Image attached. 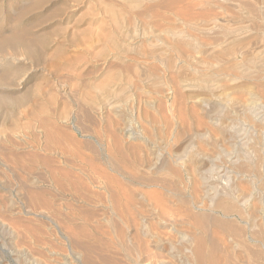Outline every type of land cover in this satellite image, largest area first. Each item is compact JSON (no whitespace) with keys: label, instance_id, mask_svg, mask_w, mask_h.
Listing matches in <instances>:
<instances>
[{"label":"rangeland","instance_id":"374dc122","mask_svg":"<svg viewBox=\"0 0 264 264\" xmlns=\"http://www.w3.org/2000/svg\"><path fill=\"white\" fill-rule=\"evenodd\" d=\"M263 65L264 0H0V264L114 261L109 221L158 198L178 220L237 205L244 225L214 214L264 234Z\"/></svg>","mask_w":264,"mask_h":264},{"label":"bare ground","instance_id":"6f19581e","mask_svg":"<svg viewBox=\"0 0 264 264\" xmlns=\"http://www.w3.org/2000/svg\"><path fill=\"white\" fill-rule=\"evenodd\" d=\"M204 1H206V0H204ZM214 1V0H213ZM226 1V0H225ZM208 3V2H207ZM208 4H211L210 2L208 3ZM229 30V29H228ZM176 36V35H175ZM222 36V35H221ZM220 37V36H219ZM210 39H212V38H210ZM219 40V39H218ZM186 42V41H185ZM195 44V43H194ZM208 45V44H207ZM202 46V45H201ZM206 47V46H205ZM208 48V47H207ZM231 48V47H230ZM234 54V53H233ZM249 57V56H248ZM250 58V57H249ZM254 58V57H253ZM254 59H256V58H254ZM188 61V60H187ZM235 61V60H234ZM260 61H263L262 59L260 60ZM236 62V61H235ZM234 62V63H235ZM240 62V61H239ZM242 62H244V61H242ZM233 63V64H234ZM237 63V62H236ZM235 63V64H236ZM247 63V62H246ZM250 63V62H249ZM263 63V62H262ZM241 64V63H240ZM232 65V64H231ZM249 65V64H248ZM259 66H260V64H259ZM258 67V66H257ZM263 67H264V65H263ZM241 68V67H240ZM261 68H262V66H261ZM260 70V69H259ZM232 71V70H231ZM249 71V70H248ZM263 71V70H262ZM249 73H250V71H249ZM252 74H254V73H252ZM251 75V74H250ZM245 76H248V74L247 73H244V77ZM250 77V76H249ZM248 77V78H249ZM247 78V77H246ZM245 78V79H246ZM257 78V77H256ZM252 79V78H251ZM250 80V79H249ZM205 82V81H204ZM248 83V82H247ZM248 89V88H247ZM253 89V88H252ZM252 95H254V94H252ZM250 96H251V94H250ZM258 96H259V94H258ZM258 96H257V98H258ZM254 97H255V95H254ZM251 99V98H250ZM254 99H256V97L254 98ZM256 101H259L258 99L256 100ZM194 103V102H193ZM253 103V102H252ZM251 103V104H252ZM231 105V104H230ZM254 105V104H253ZM264 105V104H263ZM249 107H250V102H249V105H248ZM253 107V106H252ZM255 107V106H254ZM262 108V107H261ZM264 108V107H263ZM262 108V109H263ZM257 109V108H256ZM255 109V110H256ZM235 110V109H234ZM253 110V109H252ZM254 110V111H255ZM248 111V110H247ZM261 111V110H260ZM260 112H257V114H259ZM256 113H255V115H257ZM249 115V114H248ZM252 115V114H251ZM251 115H249V116H251ZM245 116H246V113H245ZM248 116V117H249ZM260 116V115H259ZM242 117V116H241ZM247 117V116H246ZM245 117V118H246ZM257 117V116H256ZM263 117V116H262ZM251 118H253L252 116H251ZM259 118V117H258ZM247 120H248V118H246ZM264 119V118H263ZM242 120V119H241ZM245 120V119H244ZM250 120H252V119H250ZM256 120V119H255ZM249 121V120H248ZM255 122H258V120H256ZM211 123V122H210ZM244 124V123H243ZM252 124V123H251ZM257 124V123H256ZM214 125V124H213ZM254 125V124H253ZM252 125V126H253ZM260 125H262V122H261V124ZM259 125V126H260ZM169 126V125H168ZM251 126V125H250ZM256 126H258V124L256 125ZM258 126V127H259ZM223 127V126H222ZM257 127V128H258ZM261 127V126H260ZM224 129V128H223ZM233 129V128H232ZM263 129H264V123H263ZM263 129H260V130H263ZM134 130V129H133ZM257 131V130H256ZM237 132V131H236ZM264 132V131H263ZM228 134V133H227ZM231 135V134H230ZM243 135V134H242ZM241 135V136H242ZM205 136V135H204ZM237 136V135H236ZM236 136H235V138H236ZM239 136V135H238ZM232 137V136H231ZM241 139V138H240ZM205 140V139H204ZM216 141V140H215ZM222 141V140H221ZM239 141V140H238ZM206 142V141H205ZM241 142V141H240ZM255 142V141H254ZM258 144V143H257ZM241 148V147H240ZM229 151V150H228ZM259 154H261V153H259ZM198 156V155H197ZM172 157V156H171ZM175 157V156H174ZM208 158V157H207ZM168 159H170V158H168ZM172 159H174V158H172ZM169 162H170V160H168ZM173 161V160H172ZM174 161H176V160H174ZM166 162H167V159H166ZM169 162H167V163H169ZM171 163V162H170ZM169 163V164H170ZM174 163V162H173ZM168 164V165H169ZM165 165V164H164ZM167 165V164H166ZM171 166V165H170ZM172 168H174L173 166H171ZM170 168V167H169ZM192 169V168H191ZM241 169V168H240ZM158 170H160V169H158ZM212 170V169H211ZM211 170H210V172H211ZM239 170V169H238ZM245 170V169H244ZM260 170V169H259ZM152 171V170H151ZM171 171H174V170H171ZM191 171H193V173H194V170L192 169ZM191 171H187V173L188 172H191ZM206 172H207V174H209L208 173V171H209V169H208V171L207 170H205ZM240 171V170H239ZM176 172V171H175ZM196 172H200V170L199 171H196ZM195 172V173H196ZM202 172V171H201ZM204 172V171H203ZM206 172L204 173V174H206ZM174 173V172H173ZM178 173V172H177ZM176 173V174H177ZM195 173H194V176H195ZM165 174V173H164ZM175 174V173H174ZM175 174V175H176ZM192 174V173H191ZM218 174V173H217ZM178 175V174H177ZM176 175V176H177ZM190 175V173H188V177H190L189 176ZM193 175V174H192ZM180 176V175H179ZM178 176V177H179ZM184 176V175H183ZM199 176H200V173H199ZM202 176H204V175H202ZM201 176V177H202ZM198 177V176H197ZM206 177V176H205ZM177 178V177H176ZM218 178V177H217ZM178 179V178H177ZM191 179V178H190ZM193 179V178H192ZM196 179V178H195ZM198 179V181H199V178H197ZM204 179V178H203ZM207 179V178H206ZM158 180V179H157ZM176 180V179H175ZM194 180V179H193ZM243 180V179H242ZM249 180V179H248ZM156 181V180H155ZM159 181V180H158ZM178 181V180H177ZM180 181V180H179ZM178 181V182H179ZM195 181V180H194ZM204 181H207V180H204ZM212 181V180H211ZM253 181V180H252ZM142 182H143V180H142ZM173 182V181H172ZM193 182V181H192ZM200 182V181H199ZM151 183V182H150ZM179 183H181V182H179ZM178 183V185H180ZM195 183V182H194ZM197 184V183H196ZM199 184V183H198ZM200 184H201V182H200ZM203 184V183H202ZM201 184V186H203ZM254 184H255V182H254ZM172 185H173V183H172ZM207 185V183L205 184V182H204V187ZM198 186V185H197ZM200 186V185H199ZM207 186H209V185H207ZM237 186H239V185H237ZM243 186H245V185H243ZM159 187V186H158ZM203 187V189H205ZM210 187V186H209ZM214 187H216V186H214ZM248 188V189H246V188ZM245 187H241L240 189H239V194H237L238 196L240 195L243 199L244 198H250V190L252 189H250L249 187H247V186H245ZM255 187V186H254ZM126 188V187H125ZM175 188V187H174ZM208 188V187H207ZM206 188V189H207ZM218 188V187H217ZM236 188V187H235ZM238 188V187H237ZM264 188V187H263ZM162 189H164V188H162ZM195 189V188H194ZM213 190V192L215 191L214 189H216V188H212ZM196 190V189H195ZM194 190V191H195ZM199 190V189H198ZM197 190V191H198ZM209 190V189H208ZM208 190H207V192H208ZM172 191V190H171ZM202 191H204V190H202ZM201 191V192H202ZM206 191V190H205ZM204 191V192H205ZM218 190H216V192H217ZM151 192V191H150ZM170 194H171V192L170 191H168ZM200 192V193H201ZM211 192V191H210ZM199 193V192H198ZM215 193V192H214ZM252 193V192H251ZM155 194H157V193H155ZM154 194V195H155ZM194 194H196V191H195V193ZM205 194V195H204ZM202 193V196L204 195L205 197H206V195H207V198H209L210 197V195H209V197H208V193ZM165 195V194H164ZM158 196V195H157ZM156 196V197H157ZM200 196H201V194H200ZM203 196V197H204ZM221 196V195H220ZM111 197V196H110ZM150 197H152V196H150ZM149 197V198H150ZM156 197H155V199H156ZM159 197V196H158ZM202 197V198H203ZM204 197V198H205ZM241 197H239V199L241 198ZM254 197H256V196H254ZM154 198V197H153ZM168 198V197H167ZM195 198H196V195H195ZM197 198H199V197H197ZM231 198V197H230ZM253 198V197H252ZM257 198V197H256ZM154 199V200H155ZM159 199H161V198H158V200ZM174 199H177V198H175L174 197ZM210 199H211V197H210ZM224 199V198H223ZM222 199V200H223ZM237 199V198H236ZM153 200V202H157L156 204H152V206L151 207H149L150 209L149 210H147L146 211V213H142V214H136V212H135V214L134 215H128L127 217H124L123 215H121V213L120 214H116V217H114L113 218V220L111 219L109 222H110V226H111V229L113 230V234H114V240H115V247H117L121 252H119L118 253V251H117V253H118V256H119V254L120 253H122L123 254V252H124V254L126 253V255H127V257H128V259L127 260H131V258H129L130 256L132 257V263L133 264H228V262L229 261H227V260H229L228 258H227V260H224L222 257H221V259L217 256V252H218V244H220V243H217V241H216V239L214 240L213 238L212 239H205V237L203 236H199V235H197L196 234V231L194 230L195 228H196V230L197 229H199V230H201V231H206L207 229H208V227L210 226V224H211V226L213 225V226H218V227H220V230L222 229L223 230V228L222 227H225V230H226V232H225V234H224V236H225V239L223 240L222 238H221V236L220 237H218L219 239L221 238L222 240L221 241H224V242H226V243H223V244H225V246L224 247H222V248H226V250H228V248H230L229 246L230 245H228V244H233L234 246H236V243L237 244H240L239 246H241V248L244 250H248V251H250L251 250V252H250V254L251 255H249V257L250 256H252L256 261H258V264H264V234L263 233H260V231H259V229H258V231L259 232H256L255 231V229H257L256 227H255V229L254 230H252V228H250V225L251 224H248V226H247V228H248V231H247V229L245 228V231L244 230H241L240 228L242 227H240V226H238V227H240V228H238V227H236L238 224H236V225H234L233 223H234V220H233V223L231 222V223H226V221L224 220V219H230L231 217V219H236V220H238L240 223H242L243 224V222H245L244 221V218L245 217H243V215L244 214H242V212H240V211H238V210H240V209H238V210H236L235 208H237L238 206L237 205H235V206H233L234 208H232V207H230V206H225V205H222V204H220V203H218L217 202V200H216V202L218 203V204H216L215 202L213 203V201H211V203L210 204H208L207 205V203L209 202H207L206 204H204L203 202H198V200H197V203H196V206L198 205V209L200 210H203V211H206L205 209H210V211H209V214H208V212L207 213H198L197 215H194V214H191V213H193L192 211L191 212H185V211H183L182 209V212H185V219H183L184 218V216H183V220H178L179 218V215H178V217L177 218H171V217H169L168 216V214H167V212L168 211H170L169 209H167V207H164V208H166V210L163 208V205H165V203L163 204L162 202H163V198H162V204L160 203V200L158 201L157 199L154 201ZM178 200V199H177ZM193 200V199H192ZM221 200V199H220ZM227 200V199H226ZM226 200H223V201H225L226 202ZM248 200V199H247ZM250 200V199H249ZM249 200H248V202H249ZM251 200H254V199H251ZM150 201L152 202V199H150ZM179 201V200H178ZM203 201V200H202ZM238 201H240V200H238ZM121 202V201H120ZM125 202V201H124ZM159 202V203H158ZM180 202V204H182L181 202L182 201H179ZM196 202V201H195ZM242 202H243V200H242ZM254 202V201H253ZM256 202V201H255ZM139 203V202H138ZM174 203H176V202H174ZM188 203V202H187ZM228 203H231V202H229L228 201ZM251 203V202H250ZM250 203L248 204V205H250ZM225 204V203H224ZM243 204V203H242ZM252 204V203H251ZM178 205V204H177ZM189 205V204H188ZM232 205H234V203L232 204ZM248 205H247V207H248ZM195 206V208L197 209V207ZM237 206V207H236ZM246 205L244 204V207H245ZM182 207H184V206H182ZM221 207V208H220ZM247 207H245V208H247ZM260 207V206H259ZM259 207H258V205H256V203L253 205H251V207L249 206L248 208H249V210H248V208H247V211H249L248 212V214H249V218H251V219H256V216H258L257 215V213H259V210L260 209H263V208H260L259 209ZM262 207V206H261ZM122 208V207H121ZM169 208V207H168ZM222 209L221 210V212L222 211H224V214H222V218H224V219H222V220H219V219H217V215L215 216V214H214V212H215V209ZM114 209V208H113ZM134 209V208H133ZM171 209V208H170ZM179 209V208H178ZM184 209V208H183ZM187 209V208H186ZM185 209V210H186ZM176 210V209H175ZM180 210V211H181ZM119 210H117V212H118ZM179 211V212H180ZM202 211V212H203ZM217 211V210H216ZM260 211H262V210H260ZM177 212V211H176ZM196 212V211H195ZM134 213V212H133ZM141 213V212H140ZM172 213V212H171ZM181 213V212H180ZM217 213V212H216ZM219 213V212H218ZM217 213V214H218ZM228 213H229V216H227L228 215ZM231 213V214H230ZM260 213H262V212H260ZM176 214V213H175ZM175 214H173V215H175ZM109 215V214H108ZM184 215V214H183ZM231 215V216H230ZM181 216V215H180ZM259 218H260V216H258ZM262 217V216H261ZM259 218H257V219H259ZM263 218H264V216H263ZM256 219V220H257ZM102 220V219H101ZM224 220V221H223ZM250 220V219H249ZM260 220V219H259ZM262 221V220H261ZM263 221H264V219H263ZM263 221L262 222H260V223H263ZM229 222V221H228ZM255 222V221H254ZM257 222H259V221H257ZM257 222H255V223H257ZM178 223H180V224H183L182 225V227H184V228H180V225H177ZM248 223V222H247ZM246 223V224H247ZM244 225V224H243ZM254 225V224H253ZM259 225H261V224H259ZM212 226V227H213ZM261 226H264L263 224L261 225ZM95 227V226H94ZM244 227V226H243ZM243 227H242V229H243ZM254 228V227H253ZM193 230L195 231V232H193ZM220 230H218V231H220ZM102 231V230H101ZM104 231V230H103ZM65 232V231H64ZM198 232V231H197ZM209 231H207V232H205V233H207V234H209V235H207V238H211V237H209V236H211V235H214V231H212L211 233H208ZM220 232H223V231H220ZM262 232V231H261ZM199 233V232H198ZM201 233V232H200ZM204 233V232H203ZM204 233V234H205ZM223 234V233H222ZM203 235V234H202ZM205 236H206V234H205ZM215 236H216V234H215ZM71 237V236H70ZM217 237V236H216ZM103 238V237H102ZM217 238V239H218ZM68 239V238H67ZM100 240V239H99ZM76 242H77V240H75ZM220 241V240H219ZM72 242H73V240H72ZM79 242V241H78ZM77 242V243H78ZM222 243V242H221ZM73 245V244H72ZM79 245V244H78ZM85 245V244H84ZM84 245H83V247H84ZM106 245H107V243H106ZM105 245V246H106ZM113 245H114V243H113ZM75 245H73V247H74ZM81 246H82V244H81ZM103 246V245H102ZM111 247V246H110ZM113 247V249H115V247L114 246H112ZM250 247H254L255 249H251ZM78 248L82 251V254L84 253V255L82 256V264H120L121 262L120 261H123L124 262V259L122 258L121 260H120V258L118 259V258H116V255H117V253H116V255H115V257H113V258H115L114 259V261L112 260H107L108 259V257H107V259L105 260V259H103V257H99L100 255H103V254H98V253H96V254H98L99 256H95L92 252L95 250H93V251H90L89 249L91 248H89V246H88V248H87V246L85 247V248H82V247H79L78 246ZM222 248L220 247L219 248V250L221 249V251H222ZM232 248V247H231ZM231 248H230V250H231ZM239 248V247H238ZM250 248V249H249ZM92 249V248H91ZM232 249H234L235 250V248H232ZM237 249V248H236ZM74 250H76V248L74 249ZM116 250V249H115ZM226 250H225V252L224 253H226ZM73 251V250H72ZM236 251V250H235ZM234 251V252H235ZM79 252V251H78ZM77 252V253H78ZM233 252V253H234ZM237 252V251H236ZM235 252V253H236ZM240 252V251H239ZM244 252V251H243ZM247 252V251H246ZM95 253V252H94ZM219 254L218 255H220L221 253H220V251L218 252ZM223 253V252H222ZM229 253V252H228ZM227 253V257H229L228 255L230 254L231 256H232V252L231 253H229L228 254ZM247 253H249V252H247ZM106 254V252L104 253V255ZM122 254H120V256L122 255ZM123 254V255H124ZM238 254H240V253H238ZM237 254V255H238ZM242 254V253H241ZM246 254V253H245ZM76 255V254H75ZM81 254L79 253V256H80ZM108 256H109V254H107ZM223 255V254H222ZM221 255V256H222ZM236 255V254H235ZM235 255H234V258L238 261V264H239V261L240 260H242L243 261V263L242 264H245L244 262H246V264H249V261H252L253 259H251V260H249L248 261V256L247 255H245V256H243V255H238V256H236L235 257ZM77 256V255H76ZM106 256V255H105ZM111 256V255H110ZM125 256V255H124ZM224 256H225V254H224ZM223 256V257H224ZM246 256H247V258H246ZM112 257V256H111ZM101 259V260H100ZM125 259V260H126ZM223 259V260H222ZM233 259V258H232ZM245 259H247L246 261H245ZM130 260H129V262H130ZM236 260H233L232 262H234V261H236ZM255 260H253V261H255ZM74 262V261H73ZM75 262L77 263V261L75 260ZM120 262V263H119ZM128 262V261H127ZM126 262V263H127ZM231 262V261H230ZM231 262V263H232ZM241 262V261H240ZM131 263V264H132ZM236 262H234L233 264H235ZM77 264H79V263H77ZM128 264V263H127ZM250 264H252V263H250ZM254 264H255V262H254Z\"/></svg>","mask_w":264,"mask_h":264}]
</instances>
